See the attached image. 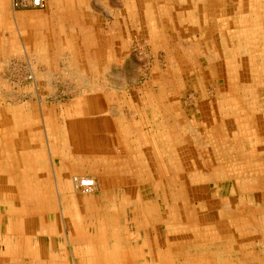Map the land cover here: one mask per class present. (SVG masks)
I'll return each instance as SVG.
<instances>
[{
    "label": "rangeland",
    "instance_id": "obj_1",
    "mask_svg": "<svg viewBox=\"0 0 264 264\" xmlns=\"http://www.w3.org/2000/svg\"><path fill=\"white\" fill-rule=\"evenodd\" d=\"M0 5V264H264V0Z\"/></svg>",
    "mask_w": 264,
    "mask_h": 264
},
{
    "label": "crops",
    "instance_id": "obj_2",
    "mask_svg": "<svg viewBox=\"0 0 264 264\" xmlns=\"http://www.w3.org/2000/svg\"><path fill=\"white\" fill-rule=\"evenodd\" d=\"M46 1H47V4L48 3L50 4L51 9H53L55 12L57 11L58 14H61V16L65 17L66 19H67V16H71V17L73 16V14H71L72 10L84 9L85 11H88L90 8L92 9V6H90V2L92 0H46ZM97 2H98V4H101V3L104 4L105 0H97ZM85 16L90 17V14L86 13ZM57 24L59 26H61V30H60L61 32L60 33H62L63 30H64L63 31L64 34L68 33L69 28L67 27V21L62 22V18H60V20L57 21ZM46 25H48L47 22H41V23L37 24L36 28L41 27V26H46ZM7 37L10 38L9 35H7ZM62 37H65V36H61V38ZM50 65H51V67L49 68L50 70H52V67L56 66V64H53V65L50 64ZM53 71H55V70H53ZM115 81L121 83L120 82L121 81L120 74L115 77ZM1 263H3V262H1Z\"/></svg>",
    "mask_w": 264,
    "mask_h": 264
},
{
    "label": "built area",
    "instance_id": "obj_3",
    "mask_svg": "<svg viewBox=\"0 0 264 264\" xmlns=\"http://www.w3.org/2000/svg\"><path fill=\"white\" fill-rule=\"evenodd\" d=\"M46 0H12V6L15 10H26V9H44L46 8ZM17 65H20L22 68H25L30 72V78H34V70L32 69V64L29 60H20L15 62ZM75 182L77 188L81 189L84 193L91 192L95 186V180L89 176L77 178L75 177Z\"/></svg>",
    "mask_w": 264,
    "mask_h": 264
},
{
    "label": "bare ground",
    "instance_id": "obj_4",
    "mask_svg": "<svg viewBox=\"0 0 264 264\" xmlns=\"http://www.w3.org/2000/svg\"><path fill=\"white\" fill-rule=\"evenodd\" d=\"M1 6V5H0ZM2 7V6H1ZM3 8V7H2ZM60 8V7H59ZM243 11H245V9L243 8ZM3 11H2V9H0V13H2ZM249 34V33H248ZM124 76V75H123ZM83 105V104H82ZM5 160V159H4ZM32 198H34V197H30V199H32ZM43 202V201H42ZM43 205V204H42ZM46 208V207H45ZM35 211V210H34ZM24 213V212H23ZM76 235V234H75ZM78 235V234H77ZM81 237V236H80ZM83 238V237H82ZM73 239H76V238H73ZM81 240V238L80 239H78L77 241H80ZM77 243V242H76ZM82 244H84L83 242H82ZM92 244V243H91ZM17 250V249H16ZM18 251V250H17ZM57 254V253H56ZM55 256V255H54ZM51 258V257H50ZM11 259H13V258H11ZM63 261V260H62ZM19 262V261H18ZM67 263V262H66ZM52 264V263H51Z\"/></svg>",
    "mask_w": 264,
    "mask_h": 264
}]
</instances>
